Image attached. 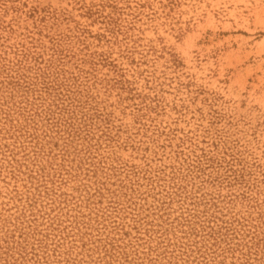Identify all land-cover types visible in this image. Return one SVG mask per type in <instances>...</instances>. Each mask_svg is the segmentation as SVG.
<instances>
[{
  "label": "rangeland",
  "instance_id": "1",
  "mask_svg": "<svg viewBox=\"0 0 264 264\" xmlns=\"http://www.w3.org/2000/svg\"><path fill=\"white\" fill-rule=\"evenodd\" d=\"M0 264H264V0H0Z\"/></svg>",
  "mask_w": 264,
  "mask_h": 264
}]
</instances>
